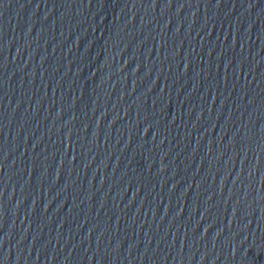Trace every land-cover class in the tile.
I'll return each instance as SVG.
<instances>
[{"label":"water","instance_id":"1","mask_svg":"<svg viewBox=\"0 0 264 264\" xmlns=\"http://www.w3.org/2000/svg\"><path fill=\"white\" fill-rule=\"evenodd\" d=\"M0 264H138L81 167L0 0Z\"/></svg>","mask_w":264,"mask_h":264}]
</instances>
